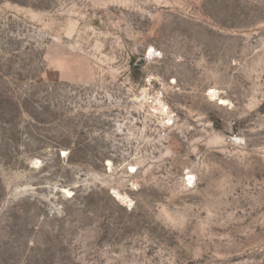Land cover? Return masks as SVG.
I'll use <instances>...</instances> for the list:
<instances>
[{
  "label": "rangeland",
  "instance_id": "obj_1",
  "mask_svg": "<svg viewBox=\"0 0 264 264\" xmlns=\"http://www.w3.org/2000/svg\"><path fill=\"white\" fill-rule=\"evenodd\" d=\"M0 264H264V0H0Z\"/></svg>",
  "mask_w": 264,
  "mask_h": 264
},
{
  "label": "bare ground",
  "instance_id": "obj_2",
  "mask_svg": "<svg viewBox=\"0 0 264 264\" xmlns=\"http://www.w3.org/2000/svg\"><path fill=\"white\" fill-rule=\"evenodd\" d=\"M144 55H145V59L146 60H150V59H152L154 56H155V50L152 48V47H150V48H148L146 51H145V53H144ZM218 91H216V90H212V91H210L209 93H208V95H210L211 97H217L218 96ZM143 99L144 100H146L147 99V96H145V97H143ZM158 110H159V113H160V116H161V119L162 120H165V119H167V120H169V115H168V112H167V110H166V107H165V105H164V103L163 102H161L160 100L158 101ZM32 164H33V166H38L39 164H40V161H38V160H34V161H32ZM107 167H109L110 168V166H111V163L110 162H107V165H106ZM133 167H130V170L132 171V172H134L133 171ZM186 182L188 183V184H192V182H193V177L192 176H189L187 179H186ZM64 194H70V192L68 191V190H65V189H62L61 190ZM116 196H117V198L121 201V202H123V203H126V202H130V200L128 199V197L127 196H121V195H118V194H116Z\"/></svg>",
  "mask_w": 264,
  "mask_h": 264
},
{
  "label": "water",
  "instance_id": "obj_3",
  "mask_svg": "<svg viewBox=\"0 0 264 264\" xmlns=\"http://www.w3.org/2000/svg\"><path fill=\"white\" fill-rule=\"evenodd\" d=\"M143 62H144V59L142 58V59H139V60H138L137 64H141V63H143Z\"/></svg>",
  "mask_w": 264,
  "mask_h": 264
},
{
  "label": "snow or ice",
  "instance_id": "obj_4",
  "mask_svg": "<svg viewBox=\"0 0 264 264\" xmlns=\"http://www.w3.org/2000/svg\"><path fill=\"white\" fill-rule=\"evenodd\" d=\"M158 54V53H157Z\"/></svg>",
  "mask_w": 264,
  "mask_h": 264
}]
</instances>
